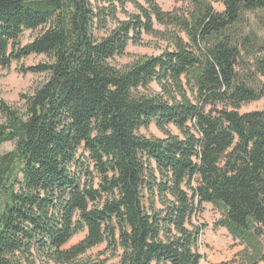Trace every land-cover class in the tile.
Returning a JSON list of instances; mask_svg holds the SVG:
<instances>
[{
    "label": "trees",
    "instance_id": "obj_1",
    "mask_svg": "<svg viewBox=\"0 0 264 264\" xmlns=\"http://www.w3.org/2000/svg\"><path fill=\"white\" fill-rule=\"evenodd\" d=\"M185 1L0 0V67L47 58L18 69L47 81L0 105V264H106L85 258L100 246L201 264L204 203L244 245L221 264H264V109L239 112L264 100V36L243 27L264 0ZM144 36L159 54L114 65Z\"/></svg>",
    "mask_w": 264,
    "mask_h": 264
},
{
    "label": "rangeland",
    "instance_id": "obj_2",
    "mask_svg": "<svg viewBox=\"0 0 264 264\" xmlns=\"http://www.w3.org/2000/svg\"><path fill=\"white\" fill-rule=\"evenodd\" d=\"M157 3L165 12L187 11L190 4L185 0H156ZM217 8H220L216 5ZM264 22V12L257 11L255 13H247L244 18L243 27L246 33L259 34L264 36L262 23ZM38 31H26L21 39L23 45L31 42L35 36L39 34ZM159 46L164 44L157 42L150 36H144L143 43L140 45H130L126 54L123 57L114 59V65L121 67L130 64L138 57L157 55L160 53ZM47 62L45 56L32 55L20 62L12 63L8 69L0 67V105L6 103L9 106L21 107L20 96L22 94H32L35 89L41 87L46 81L45 74H22L18 72L21 67L28 68ZM264 109V100H259L253 103L245 104L240 109L241 114H247L254 111H261ZM2 122V115L0 112V123ZM143 135L149 137H163V134L151 125L148 130L142 129L140 131ZM13 145L8 143L0 147V155L11 151ZM221 218V211L212 204L204 203L202 205V212L195 221L196 224L204 226L202 237L199 242V253L203 259L201 264H221L234 260L239 256L243 250L242 245L238 240H235L225 228L216 227V222ZM85 234H80L75 237L67 248L79 243ZM85 258L94 259L106 264H115L119 261V257L113 252L108 251L106 246H100L88 252Z\"/></svg>",
    "mask_w": 264,
    "mask_h": 264
}]
</instances>
